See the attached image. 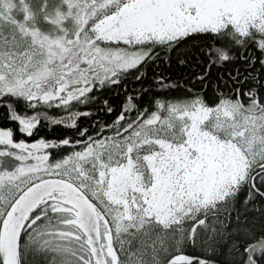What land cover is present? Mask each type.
I'll list each match as a JSON object with an SVG mask.
<instances>
[{"label":"snow or ice","instance_id":"6c2138e0","mask_svg":"<svg viewBox=\"0 0 264 264\" xmlns=\"http://www.w3.org/2000/svg\"><path fill=\"white\" fill-rule=\"evenodd\" d=\"M0 109V264H264V0H0Z\"/></svg>","mask_w":264,"mask_h":264},{"label":"trees","instance_id":"16d2710c","mask_svg":"<svg viewBox=\"0 0 264 264\" xmlns=\"http://www.w3.org/2000/svg\"><path fill=\"white\" fill-rule=\"evenodd\" d=\"M189 70H191V69H189ZM226 70H227V69H225V71H226ZM212 71H213V75H217V74H219V71H220V70H218V69H216V68H213ZM181 72H183V69H181ZM149 76H151V71H149ZM205 96H206V98H208L209 100H211V98L213 97V92H212L211 88H209V89L205 92ZM0 111H2V109H0ZM47 134H48L47 130H45L44 132L41 133V135H47ZM53 134H55V129L53 130ZM174 254H181V253L176 252V253H174ZM183 254L195 255L196 253L185 252V253H183Z\"/></svg>","mask_w":264,"mask_h":264}]
</instances>
